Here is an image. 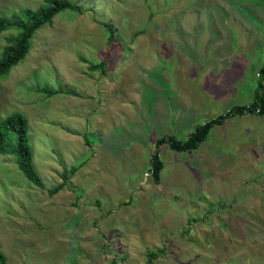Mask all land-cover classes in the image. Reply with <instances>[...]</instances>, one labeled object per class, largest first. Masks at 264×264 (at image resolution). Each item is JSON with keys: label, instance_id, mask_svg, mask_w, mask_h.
Segmentation results:
<instances>
[{"label": "rangeland", "instance_id": "374dc122", "mask_svg": "<svg viewBox=\"0 0 264 264\" xmlns=\"http://www.w3.org/2000/svg\"><path fill=\"white\" fill-rule=\"evenodd\" d=\"M69 1L80 11L39 27L0 78V121L26 117L44 184L0 153L6 264H264V117H229L192 151L155 144L185 140L253 100L264 0ZM42 4L0 0V15L25 21L23 10ZM17 32H0V56ZM225 33L238 75L214 70L213 43ZM225 87L230 94L219 97ZM149 252L158 256L148 261Z\"/></svg>", "mask_w": 264, "mask_h": 264}, {"label": "trees", "instance_id": "16d2710c", "mask_svg": "<svg viewBox=\"0 0 264 264\" xmlns=\"http://www.w3.org/2000/svg\"><path fill=\"white\" fill-rule=\"evenodd\" d=\"M43 4L38 8L23 10L24 18L17 16L0 15V32L8 28L18 29L14 42L4 47L0 56V78L6 75L12 66L22 60L29 51L30 38L33 33L42 25L50 24L52 18L58 12L65 9L80 11L79 7L69 0H42ZM106 24V23H105ZM95 70L102 68V62L91 64L89 66ZM253 113L264 117V63L257 72V83L253 100L248 104L234 105L224 113L197 124L188 134L185 140H180L174 135H164L156 139L155 144L164 142L175 151H192L196 149L204 140L207 139L213 126L220 125L225 119L236 115ZM28 122L26 117L20 112L14 111L5 116L0 121V153H11L15 156L16 164L23 175L38 187L43 188L44 184L33 165V154L28 142ZM14 134L15 142L11 144L8 140L9 135ZM152 171L155 176L161 168L160 158L157 152L151 156ZM66 171L61 176L65 178ZM64 183L49 190L50 194L56 193ZM158 256V252H149L148 261ZM0 264H6V257L1 250L0 245Z\"/></svg>", "mask_w": 264, "mask_h": 264}, {"label": "crops", "instance_id": "0c3cea01", "mask_svg": "<svg viewBox=\"0 0 264 264\" xmlns=\"http://www.w3.org/2000/svg\"><path fill=\"white\" fill-rule=\"evenodd\" d=\"M229 37V34L228 33H225L224 35H221L216 41H215V43H213L215 46H217L218 47V54H219V56H218V58H217V60L215 59L214 60V70H215V72L217 71V70H220V71H235L236 73H237V75H238V71H239V65H238V67L236 68V63H238V56H237V54H236V52H234V50L231 48L232 47V42H231V40H229V41H227V39L226 38H228ZM230 37H231V35H230ZM228 42V43H227ZM209 45H212V44H209ZM208 46V45H207ZM229 47V48H228ZM228 51V52H227ZM230 51V52H229ZM231 52H234V53H231ZM223 53H225V54H227V53H229V54H231V56H233L234 58H233V60L234 61H232L231 59H227V58H224L225 60H226V62L225 63H222V61H223V59H222V57H223ZM228 60V61H227ZM232 63H234V64H232ZM222 67L223 69H218L219 67ZM204 70H207V69H204ZM203 74H206V71H204L203 72ZM227 74V73H226ZM235 77V75H233V78ZM206 81H208V80H206ZM222 81V80H221ZM216 87H217V85H215ZM226 88V87H225ZM228 92V94H227V92ZM230 90H228L227 88H226V90L225 89H223V91H221L220 93H219V97H228V95L230 94ZM227 95V96H226ZM226 120H229V119H226Z\"/></svg>", "mask_w": 264, "mask_h": 264}]
</instances>
